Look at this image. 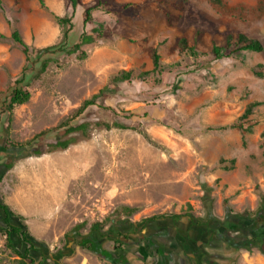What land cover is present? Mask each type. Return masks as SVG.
Segmentation results:
<instances>
[{
  "label": "rangeland",
  "instance_id": "rangeland-1",
  "mask_svg": "<svg viewBox=\"0 0 264 264\" xmlns=\"http://www.w3.org/2000/svg\"><path fill=\"white\" fill-rule=\"evenodd\" d=\"M47 2L44 1L42 7L38 0H0V36L4 37L0 39V99L25 64L23 54L10 38L12 28L17 29L28 44L33 58L34 52L40 49L35 46V25L40 24L43 17L54 21ZM164 2L169 9L173 8V3ZM215 5L216 16L201 14V22L211 24L218 38L223 36L227 20H234L235 26L252 23L247 25L251 35L262 44L261 56L264 58V0L242 4L217 0ZM175 6H181L183 12V5ZM195 7L206 5L188 6L193 12H196ZM188 8L187 12L190 11ZM94 43L83 46L82 50L87 55L84 60L78 61L72 55L62 60L60 68L49 67L39 80L30 85L29 101L15 106L9 121L6 115L0 119V131L6 127L7 134L3 133L6 139L18 144H25L35 135L61 124L90 122L111 126L117 122L128 127L106 129L91 126L86 134L63 137L75 138V142L65 150L48 152V146L56 138L57 132H52L38 140L41 154H30L26 148L19 154L15 153L13 167L8 171L2 168L3 161L0 160V201L13 213L10 223L27 231L38 248L36 261L42 264H109L79 248L64 234L75 224L84 222L81 234L111 250L105 237L116 238L126 244L136 225L184 215L208 219L206 207L211 201V193L222 192L216 182L208 184L203 180L206 167L198 158V141L189 137L191 130L185 129L187 123L181 121L179 124L175 118L171 122H163L156 114L151 123L145 122L147 112L153 109L160 110L167 103L175 108L179 96L176 93L187 80L164 81L162 77L168 69L160 75L159 83L155 82L154 76L146 77L143 83L148 87V96L142 102L149 110L137 113L132 111L135 106L130 107L126 100L137 80L136 74H132L129 83L116 87L107 83L103 88L102 74L93 60ZM245 53L250 59L251 55ZM210 60L209 56L200 62L203 64ZM178 82L180 88L175 90ZM102 88L107 93L105 97L101 95L102 99L99 98L95 105L75 116L82 102ZM155 88L160 91L153 93ZM161 91L165 93L164 97H169L163 103L161 96L164 93ZM115 97L121 100L114 109ZM107 102L108 105L105 104ZM183 129L185 134L181 133ZM3 141L0 140L1 143ZM71 172L73 177L65 186L66 196L47 207L44 197L54 195L57 191L55 182L65 184L64 179ZM18 207H24L25 211H19ZM122 207L135 211L126 214L121 211ZM93 222L103 224V237L89 231ZM236 238L240 237L237 235ZM15 241L16 248L22 251V244ZM114 257H117L115 253ZM0 264H20V258L8 249L1 234Z\"/></svg>",
  "mask_w": 264,
  "mask_h": 264
},
{
  "label": "crops",
  "instance_id": "crops-1",
  "mask_svg": "<svg viewBox=\"0 0 264 264\" xmlns=\"http://www.w3.org/2000/svg\"><path fill=\"white\" fill-rule=\"evenodd\" d=\"M166 1L173 3L172 9L164 0H79L74 11L77 27L74 32L75 35L79 30L82 32L83 11L92 8L91 20L84 28L87 34L93 29L100 33L94 43L93 60L102 74V87L121 70L131 71L136 76L152 71V50L159 56L164 71L168 69L162 77L164 81L187 80L176 93L179 96L175 108L167 103L160 110L147 112L149 109L142 101L148 96V87L140 80L135 81L126 100L130 107L135 106L132 111L147 112L145 122L151 123L156 114L163 122L175 118L179 124L181 121L187 123L185 129L191 130L189 137L198 141V158L206 167L203 180L208 184L216 182L222 192L211 193V201L206 207L208 219L184 215L136 225L124 247L113 252V259L120 264H264V256L259 250L234 248L244 236L249 238L250 231L262 220L251 219L261 202L255 189L264 194L262 51L248 52L250 59L245 52L237 51L227 58L200 62L210 56L213 46L224 45L227 35L243 34L260 41L251 35L247 25L252 24L250 22L235 26L234 20H227L221 38L211 24L202 23L201 14L216 16L217 0ZM224 1L242 4L253 0ZM196 4L206 7H195L198 13L188 8ZM175 5H183V12L181 6ZM47 6L53 18L72 12L68 0H48ZM60 37L55 19L43 17L34 27L37 48L54 45ZM182 39L186 49L179 44ZM159 91V88L152 89L153 93ZM164 95L161 96L162 103L169 98ZM120 100L119 97L113 99L114 109ZM255 103L258 104L249 115L240 120L245 110ZM181 133L185 134L184 129ZM72 177L71 172L63 185L55 182L56 193L44 197L47 207L63 200L65 186ZM24 209L18 207L19 211ZM237 235L240 238H236Z\"/></svg>",
  "mask_w": 264,
  "mask_h": 264
},
{
  "label": "trees",
  "instance_id": "trees-1",
  "mask_svg": "<svg viewBox=\"0 0 264 264\" xmlns=\"http://www.w3.org/2000/svg\"><path fill=\"white\" fill-rule=\"evenodd\" d=\"M72 12L70 15H66L63 17H56L54 19L61 31V37L57 43L54 45H50L44 48L37 49L34 52V57L32 58V52L29 50V47L24 43L17 29L12 28L10 33L11 40L18 46L21 53L25 58V64L21 68L20 73L17 77L14 78L13 82L5 89L2 93V97L0 99V119L3 116H7L9 121V116L15 106L23 105L27 103L30 99L29 87L30 85L39 80V78L48 70L49 67L54 66L55 68H60L61 62L64 58L75 55L78 61H82L86 58V52L82 50L83 46L93 44L94 41L99 36V31L97 29H93L91 34H87L85 30V25L91 20V11L92 8H86L83 11V21L82 27L83 30L80 33V30L74 40L76 23L74 21V11L79 5V0H68ZM39 4L43 7V2L38 0ZM96 35V37H95ZM4 37L0 36V39ZM234 38V39H233ZM181 47L186 49L185 40H181ZM226 51H229L226 53ZM241 51V52H261L262 45L256 41L247 38L243 34H237L235 37L232 35H227L225 37V43L222 46H213L209 55L211 56V60H220L222 58H227L229 54ZM193 56L194 53L189 51ZM152 61H153V69L149 72H141L137 76V80L143 81L146 77L154 76L155 82H160V75L164 71L160 58L157 55L155 50L151 51ZM261 68V67H259ZM132 72L121 70L114 76L109 79V84L113 87L118 86L122 83H129L132 81ZM180 79H176L178 81ZM179 82L174 86L175 90L179 89ZM105 88V87H103ZM100 89L97 94L91 96V98L84 100L82 104L75 111V116L80 115L87 107L95 105V102L101 98H103L107 93L104 92V89ZM102 99V98H101ZM258 103L251 104L243 113L240 120L246 118L251 109L255 107ZM93 127H103L106 129L115 128V129H128L126 125L121 123H112L111 126L103 123H90L83 122L77 125H68L61 124L57 128L53 130H47L35 135L29 142L25 144L12 143L8 139H6L3 133L6 132V127L2 128L0 131V140H4L3 143L0 142V160L3 161L2 168L5 171L10 170L13 167L15 158L14 154H19V152L29 149L30 154L39 155L41 152L39 151L38 140L46 137L48 134L52 132L56 133V138L53 139V143H51L48 147V152H54L56 150H65L69 145L75 142L74 137H69L63 139L65 136H69L72 134H86L89 128ZM61 130V131H57ZM7 134V132H6ZM10 150V153H9ZM8 154V155H7ZM9 156V157H8ZM9 158V159H8ZM255 193L260 198V206L258 210L254 213V217L252 221H256L258 218L261 220L259 226L255 227L250 231L249 238L246 236L243 240L236 242L234 244V248L238 249H246L250 250L255 248L259 250V252L264 256V228L262 224H264V194L255 189ZM207 198V197H206ZM208 199V198H207ZM122 212L126 214H131L135 211V209L129 207H122ZM10 216H13V213L9 210L8 206L0 201V219L2 223L0 225V234L5 237V242L8 247L17 257L20 258V264H42L41 262L36 261L37 257L35 254L38 252L37 246L30 239L27 231L18 226H15L10 223ZM102 223L93 222L90 227V232L97 233L100 237H103L101 233ZM84 227V222L75 224L71 229H69L65 234V238H71L73 243L79 248L91 252L98 256L101 260L108 262L109 264H120L119 262L113 259V252L115 250H120L124 247L123 243L118 241L116 238L105 237L106 243L110 244L109 249H105L102 243H99L89 237H85L81 234L80 230ZM15 240L20 242L23 246V250H19L16 248ZM105 243V244H106ZM42 261V260H41Z\"/></svg>",
  "mask_w": 264,
  "mask_h": 264
},
{
  "label": "bare ground",
  "instance_id": "bare-ground-1",
  "mask_svg": "<svg viewBox=\"0 0 264 264\" xmlns=\"http://www.w3.org/2000/svg\"><path fill=\"white\" fill-rule=\"evenodd\" d=\"M49 199V198H48Z\"/></svg>",
  "mask_w": 264,
  "mask_h": 264
}]
</instances>
